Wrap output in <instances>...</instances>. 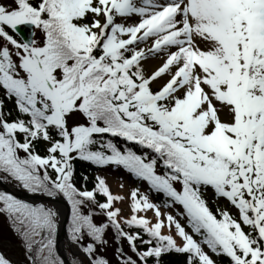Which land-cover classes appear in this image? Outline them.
I'll return each instance as SVG.
<instances>
[{
  "label": "snow or ice",
  "instance_id": "obj_1",
  "mask_svg": "<svg viewBox=\"0 0 264 264\" xmlns=\"http://www.w3.org/2000/svg\"><path fill=\"white\" fill-rule=\"evenodd\" d=\"M77 161L122 167L183 211L134 188L126 215ZM0 173L67 200L72 264H110L109 231L117 264H264V0H0ZM209 190L236 213L213 212ZM0 212L31 264H66L58 210L0 191Z\"/></svg>",
  "mask_w": 264,
  "mask_h": 264
},
{
  "label": "rangeland",
  "instance_id": "obj_2",
  "mask_svg": "<svg viewBox=\"0 0 264 264\" xmlns=\"http://www.w3.org/2000/svg\"><path fill=\"white\" fill-rule=\"evenodd\" d=\"M24 29H27V27H23ZM36 38H39L38 35H36ZM106 178V182L111 188V191L115 195H120L124 197V200L122 202L117 203V207H121L124 209V212L126 215H131V212L129 210V204H130V191L134 188H136V185H134L130 180L119 177V175H116L115 172L106 171L102 174ZM123 184V187L120 185ZM145 192V190L143 189ZM232 209H236L232 207ZM148 213H153L152 211H149ZM151 220H154V218H151ZM3 226L2 223H0V227ZM4 235V234H0ZM8 235L3 236L0 238V252H3L8 258H10L13 262H16L17 264H29L28 260L26 259L24 253L17 247V245L13 242H10L8 240Z\"/></svg>",
  "mask_w": 264,
  "mask_h": 264
},
{
  "label": "trees",
  "instance_id": "obj_3",
  "mask_svg": "<svg viewBox=\"0 0 264 264\" xmlns=\"http://www.w3.org/2000/svg\"><path fill=\"white\" fill-rule=\"evenodd\" d=\"M39 34H40V32H39ZM41 35V34H40ZM107 138H110V139H113L114 140V142H116L117 144H118V146L119 147H123V145H124V142L122 141V140H119L118 138H112V137H107ZM96 147H98V146H96ZM135 150H137V151H139V149L138 148H136ZM21 155H23V153H21ZM159 168V167H158ZM102 169H104L103 167H97V166H94V165H92V164H90V163H88V162H82V161H77L76 162V173H75V175H76V179H77V181H80L81 180V174H84V175H87L88 177H89V180H88V187L89 188H91L92 186H93V178L95 177V175H97L98 174V172L100 171V170H102ZM159 170H161L162 171V169H160L159 168ZM132 177H134L133 175H131ZM149 194H154V196H155V198H156V200L158 201V202H161V203H164V195H163V193H156V192H152V191H150L149 190ZM97 198L99 199V200H104V197L102 196V195H98L97 196ZM211 206V205H210ZM5 218H6V220L8 221V223L10 224V229L12 230V232L15 234V236H16V238L18 239H16L15 238V236L12 234V232L10 233L9 232V236H11V238L14 240V241H22V239H21V237L19 236V234L18 233H16L14 230H13V226H12V222H11V220L9 219V217H8V215H7V213H4V212H0ZM3 216H1L0 215V220H1V222L4 224V222H6V220L5 219H3L4 217ZM3 217V218H2ZM101 219H102V217H101ZM7 223V222H6ZM6 225V224H5ZM7 227V226H6ZM8 228V227H7ZM131 230V229H130ZM8 231H10L9 229H8ZM110 233L114 236V233L112 232V231H109V235H110ZM167 259L171 262V264H178V261H180V260H182L183 259V257H179V256H175V255H173V256H169V257H167Z\"/></svg>",
  "mask_w": 264,
  "mask_h": 264
},
{
  "label": "water",
  "instance_id": "obj_4",
  "mask_svg": "<svg viewBox=\"0 0 264 264\" xmlns=\"http://www.w3.org/2000/svg\"><path fill=\"white\" fill-rule=\"evenodd\" d=\"M0 184L2 185L3 187V190L5 191H9V187L3 183V181L0 180ZM18 197H23V198H30V199H37V200H51V201H57V202H61L63 205H65L68 210H66V214L63 218V221H62V232H65V229H66V224H67V220H68V215H69V207L67 205V202L66 201H61L59 200V198L55 197V198H52V197H46V196H42V195H30V194H26V193H18L16 194ZM59 238V236H58Z\"/></svg>",
  "mask_w": 264,
  "mask_h": 264
},
{
  "label": "bare ground",
  "instance_id": "obj_5",
  "mask_svg": "<svg viewBox=\"0 0 264 264\" xmlns=\"http://www.w3.org/2000/svg\"><path fill=\"white\" fill-rule=\"evenodd\" d=\"M150 62L153 63V64L157 63L156 60H152V61H150ZM57 206H58L59 208H62V205H61V204H58Z\"/></svg>",
  "mask_w": 264,
  "mask_h": 264
}]
</instances>
